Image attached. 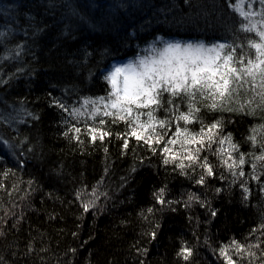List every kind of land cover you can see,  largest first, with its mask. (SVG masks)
I'll use <instances>...</instances> for the list:
<instances>
[{"label":"trees","instance_id":"1","mask_svg":"<svg viewBox=\"0 0 264 264\" xmlns=\"http://www.w3.org/2000/svg\"><path fill=\"white\" fill-rule=\"evenodd\" d=\"M235 3L0 0V264H226L219 250L232 241L246 248L260 245L251 251L256 253L254 264H261L264 168L253 170L246 157V175L233 183L219 158L202 152L201 158L207 155L217 165L216 175L208 177L205 186L197 185L190 177L198 179L199 168L181 175L179 160L163 162L164 142L153 153L128 137L125 150L117 135L129 131L125 121L69 114L81 100L107 96L104 68L135 57L158 37L226 44L235 40L238 46L243 41L244 51H250L243 38L252 34L241 31ZM252 95L248 92L239 101ZM168 99L165 94V106ZM150 108H134L133 118L143 113L140 122L148 123ZM154 114L158 120L166 118L163 109ZM201 116L205 124L223 118L222 135L231 133L239 152L254 151L247 138L251 128L264 123L260 113L253 117L202 108ZM179 123L183 128V121ZM73 126L81 129L79 141L69 138L76 135L68 132ZM89 127L112 135L92 142ZM187 127L195 133L201 126ZM175 130L174 123L169 136ZM169 147L181 150L179 144ZM218 147L213 145L212 152ZM233 156L238 159L239 153ZM254 171L259 180L251 178ZM161 189L172 204L157 201ZM190 192L204 206L194 202L186 207ZM92 200L94 206L85 212L83 204ZM157 225L153 239L149 234ZM185 247L192 250L187 261L179 255ZM234 253L231 248L229 254L239 264L241 257ZM242 259L249 264L253 258Z\"/></svg>","mask_w":264,"mask_h":264},{"label":"snow or ice","instance_id":"2","mask_svg":"<svg viewBox=\"0 0 264 264\" xmlns=\"http://www.w3.org/2000/svg\"><path fill=\"white\" fill-rule=\"evenodd\" d=\"M264 5V0H259ZM233 7L239 11L247 23L241 22V31L248 34H254L255 38L244 37L247 40L246 47L253 51H244V45L238 46L235 40L231 44L221 43L210 48H204L202 45H185L183 48L179 44H168L161 53L159 60L145 62L141 60L139 67L133 64H126L115 67L114 71L110 72L105 79L112 84L115 99L108 98L109 103H105L104 108L116 110H105V117H113L112 123L125 121L126 127L129 129L126 133L117 134L118 138L123 139V149L129 148L128 137L134 138L137 143L143 142L153 153L157 152L158 145L164 142L160 151L164 155V163H175L176 168L180 170L181 175H189L186 169H192L193 172L197 168L201 170L199 178L194 179L197 185L205 186L208 177L216 175V167L207 155L201 158L202 152H209L219 158V163L223 165L229 173L236 179L244 177L246 173L243 171V166L251 160L253 170L258 166L264 168V123L250 129L251 135L247 138L251 142L254 151L249 153L239 152V147L232 143V134H223V118L213 120L210 124H205L201 116V109H207L209 112H237L244 115L255 117L258 113L261 119L264 120V12L260 13L261 19L253 23L251 17L256 16L255 12H244L238 6ZM251 7V5H249ZM0 35H3L0 33ZM123 77L122 86H118V78ZM247 86V87H246ZM253 95L244 102L239 101V97L247 94ZM165 94H169V99L166 106L163 102ZM101 100L105 98L101 97ZM179 100V103H177ZM56 105L65 111H69L66 105L54 102ZM186 105L187 111H181V107ZM155 106V108H150ZM134 107L150 108L147 112L148 123L140 122V116L143 113H138L133 118ZM163 109L166 112V118L158 120L155 116V111ZM100 109H95L91 114L93 116L99 113ZM123 113V115H117ZM74 118H78L84 113L80 109H73L69 112ZM180 121H183L184 127L181 128ZM175 123V132H171V128ZM200 124L199 132H191L188 125ZM100 125L105 124L104 119L99 120ZM165 130L158 132L157 129ZM68 132H74L76 135L69 137L79 141V133L81 129L73 126ZM65 132L64 135H68ZM88 132L91 136V141L97 139L101 141L105 137L112 135L111 132L105 131L98 127H89ZM166 137H168L166 139ZM180 145V152H173L169 145ZM218 144L219 147L215 152H212L213 145ZM228 144L229 148L225 149L224 145ZM106 151V149H105ZM259 152L257 155L256 152ZM233 153H239L238 159L233 156ZM225 154L227 158L225 159ZM248 157L249 159H246ZM134 170V169H133ZM253 180H259L260 176L255 174V171L250 174ZM221 179H226L223 175ZM244 192H248V188L244 183H241ZM264 191V189H261ZM165 189H161L156 194L157 201L163 204H172V201H166L163 198ZM217 192L221 189L217 188ZM78 198L79 194H78ZM199 202L204 206L205 202L201 201L199 196L190 192L187 199L184 201L186 207L192 203ZM95 201H89L83 204V210L89 211L94 206ZM176 203H179L177 201ZM148 212H153L154 209L149 208ZM211 215L215 216L216 211L213 210ZM149 234L155 239L157 229ZM264 228V224L261 225ZM256 231V229H253ZM235 249V255L241 257L239 264H243V256L252 257L249 264H254L256 253L251 251L252 248H260V245H244L232 241L230 246L222 247L220 255L226 261V264H237L230 255V249ZM179 255L187 261L192 255L190 248H182ZM261 264H264V251L260 252Z\"/></svg>","mask_w":264,"mask_h":264},{"label":"rangeland","instance_id":"3","mask_svg":"<svg viewBox=\"0 0 264 264\" xmlns=\"http://www.w3.org/2000/svg\"><path fill=\"white\" fill-rule=\"evenodd\" d=\"M235 5L238 6L244 12H255L257 15L251 17V20L253 23H256L257 21H259L261 19L260 13L264 12V5H262L259 2V0H236ZM249 5H251V7H249ZM237 13L240 15L239 11H237ZM240 17L244 23H247V21L244 20L243 16L240 15ZM251 38H255L258 40V37H255L254 34H252ZM221 43H225V42L221 40L220 41H204V40H193V39L179 40V39L169 38V37H158L155 40V42L148 45L145 49L139 51V53L135 57L113 61L108 68L103 69L104 79L105 77L109 75L110 72L114 71L115 67L117 66L133 64L134 66L139 67V62L141 60H144L145 62L159 60L161 57V53L164 51V49L166 48L168 44H179L181 48L189 44L193 46L202 45L204 48H210V47H213L214 45H218ZM250 51L254 52V50H250ZM105 80L107 81V84L109 86V92L107 96H103V98H105L104 100H101L100 98L81 100V102L76 107L74 106V108H72L71 110L80 109V111L84 113V115L80 117H86L88 119H93V118H96L97 116L105 117L103 115V112L105 110L115 112L116 110L111 109L110 107L108 109L104 108L105 103L110 104V100L108 99L110 96H111V99H115V96L112 95L113 93L112 84L109 82V80L107 79ZM122 81H123V77H119L117 81L118 86H122ZM97 108H99L100 111L97 115L93 116L91 113ZM117 115H123V113H117Z\"/></svg>","mask_w":264,"mask_h":264}]
</instances>
